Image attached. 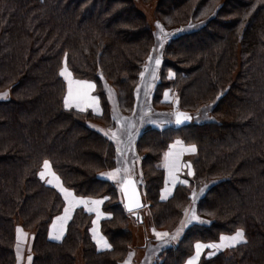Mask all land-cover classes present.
I'll list each match as a JSON object with an SVG mask.
<instances>
[{
  "label": "trees",
  "instance_id": "trees-1",
  "mask_svg": "<svg viewBox=\"0 0 264 264\" xmlns=\"http://www.w3.org/2000/svg\"><path fill=\"white\" fill-rule=\"evenodd\" d=\"M156 1L164 30L196 27L167 43L152 103L169 87L180 111L192 115L208 106L210 118L179 128L148 126L136 140L150 202L146 216L153 229L176 236L153 264H183L196 243L236 231L244 240L228 255L204 254L197 264H264V0ZM153 45L135 0H0V93H8L0 100V264H17V227L31 236L29 264L127 260L134 218L107 177L116 167V146L91 124L107 133L114 126L103 81L120 112H132ZM63 65L73 77L94 82L99 116L65 108ZM174 139L195 146L193 175L161 200L159 163ZM44 161L75 196L103 200L109 217L99 230L108 249L96 247L93 216L83 208L75 209L61 241L48 238L64 201L40 179ZM203 186L195 213L205 223L185 226L192 191Z\"/></svg>",
  "mask_w": 264,
  "mask_h": 264
},
{
  "label": "rangeland",
  "instance_id": "rangeland-1",
  "mask_svg": "<svg viewBox=\"0 0 264 264\" xmlns=\"http://www.w3.org/2000/svg\"><path fill=\"white\" fill-rule=\"evenodd\" d=\"M156 3H157L156 0H150V1L135 0V5L137 9L144 14L145 18L147 19L153 31L154 45L152 47L148 59L145 61L143 65L141 77L136 88V100L132 112L128 115L122 114L120 112V110L117 107L116 96L113 88L108 83L103 81V86L109 102L110 114L114 121V126L111 129H109L108 130L109 133H107L106 131L104 132L102 129H100L97 124L96 125L91 124V126L94 129L101 131L106 136H109L110 139L113 140L116 146V150H117L116 167L115 170L108 172L109 173L108 177L110 181L114 184L115 188L118 191H120L119 190L120 186L126 178H130V177L134 178L141 192L143 203L145 205L144 208L140 210L142 216L141 222L134 219L129 224V228L132 233V239H133L132 251L129 253V257L123 264H153L160 251L165 247L172 245L174 240L176 239L175 235L173 234L169 235V233H167L168 234L167 236H163V235L157 236L156 233H166V232L156 231L155 229H153L149 217L146 216L150 202L146 198L144 192V187H145L144 177L142 175L140 158L137 155V151H136V140L139 134L142 132V130L148 126H151L156 129H163L170 125L174 126L173 112L176 109H180L179 97L176 89H171L169 87L165 88L163 90L161 100L156 105H153L152 97L154 95L155 86L158 84L159 81H161L160 68L163 58V52L165 50L167 43L174 37L182 33L188 32L190 30H193L196 27V25L190 23L176 29H172L168 31L164 30L156 17V13H155ZM157 59H159L160 61L159 64H156ZM62 72L64 73L63 75H61ZM60 76L66 83L65 96L68 99L69 103H70V99H73L75 97L73 96V94L82 92L84 93L82 105H85V93L87 90L82 88V90L78 89V91L76 90V92L73 93L75 91L74 86L77 83V81H83V80L73 77V75L65 65H63L62 68L60 69ZM169 76H171V74H168V78ZM92 83H93L92 84L93 90L89 95L93 99H95L96 102L98 103L99 112L95 114L89 109L78 110V111L81 112L90 111L94 115L99 116L101 114L100 100L95 91V84L94 82ZM6 98H8L7 92L0 93V100H4ZM64 106H65V102H64ZM208 112H209L208 106L201 107L191 115L192 116L191 122L202 123L209 120L210 117ZM192 147L195 146L185 144L181 139H174L168 145L159 163V166L160 168H162L164 174V178H163L164 181L162 188L165 187L166 181H168L166 175L167 173L169 174V168L172 171L171 175L175 176L176 178L175 186L179 183L188 185V179L193 175V161L196 159V149L194 152L189 151V149H191ZM171 149H172L171 151L172 154L177 156L176 157L177 164L172 165V167H170V161H169V152ZM42 172L44 173L43 180L46 181L51 178L50 176H52V178H55L57 181H59L58 180L59 177L57 178L55 174L50 171V168L45 169L43 166L41 173ZM204 189L205 186L201 187L198 190L192 191L191 205L184 213L185 226L192 223H199V222L205 223V221L202 220L200 217H198L195 213V203L197 199L202 195ZM61 193L65 199V204H66L64 210L67 211L70 210L77 201L79 204H82V201H87L88 199L74 195L72 196V193L67 188L64 187L61 188ZM70 197L73 198L69 199ZM168 198L161 200H167ZM88 200L90 201V203L89 202L87 203L89 207L90 206L93 207V208L90 207L91 208L90 211L94 214V215L92 214L94 218V219L92 218V221H94L93 222L94 225L95 222L97 221V218H99V214L96 211V209L98 210L99 209L98 206H100L102 210L103 200L102 199H88ZM105 216H106L105 218L109 217L106 213ZM18 229L20 231H18ZM92 232L93 233L95 232L94 226L92 228ZM237 232L240 231H236L235 233L230 235H222L218 241L213 243L199 242V245H202V247L199 249L200 253H198V257L201 258L204 254L206 256H212L218 252H222L228 255L229 249L235 246L236 244H238L237 241L231 240V237L235 236ZM178 236L179 235L177 234V237ZM222 237L225 239H221ZM30 241H31L30 234L23 231L21 227H17L16 248H15L17 264H29ZM209 245H217V247H208ZM129 260L130 263H127V261L129 262Z\"/></svg>",
  "mask_w": 264,
  "mask_h": 264
},
{
  "label": "crops",
  "instance_id": "crops-1",
  "mask_svg": "<svg viewBox=\"0 0 264 264\" xmlns=\"http://www.w3.org/2000/svg\"><path fill=\"white\" fill-rule=\"evenodd\" d=\"M66 84V83H65ZM93 83L91 81H87V80H83V81H77V83L75 84L74 86V89L75 91L73 93L76 92V90L78 91V89H85L87 90L86 93H85V105H82L83 103V98H84V93H75L73 94V96H75L73 99H70V104H71V107H66L65 108H73V109H77V110H85V109H89L91 110L93 113H98L99 112V107H98V103L96 102L95 99H93L89 94H91V91L93 90ZM65 99H66V96H65ZM65 99H64V102H65ZM76 105V106H75ZM177 144V143H176ZM176 146V145H175ZM177 147V146H176ZM172 151V149L170 150V152ZM169 152V161H170V167H172V165H176L177 164V156L172 154H170ZM45 162V161H44ZM44 162L42 164V167L44 166ZM48 162V161H47ZM49 164V162H48ZM42 167H41V170H42ZM49 168H50V171H52L51 169V166L49 164ZM41 170L39 172V177L40 179L47 185L53 187L60 195L61 197L63 198V201H64V207H63V210H62V213L60 215H58L57 217H55L50 225H49V229H48V238L51 240V241H55V242H58V241H61L62 238L64 237L65 235V232H66V226L73 214V212L75 211L76 208H83L84 210H86L87 212L93 214L90 209L93 208V207H89V205L87 204L88 202L90 203V201L87 199V201H82V204H79L78 201L73 205V207L70 209V210H64L65 209V199L61 193V188L64 187L60 181V179L58 178V176L55 174V176L58 178L59 181H57L55 178H52V176H50L51 178L48 179V180H43V178H41ZM172 171L171 169L169 168V174L167 173L166 175V178L167 180L169 181H166V185L165 187L162 188L161 190V193H160V198L161 199H166L168 197L171 196L172 192H173V188L176 184V178L175 176H172ZM109 176V175H108ZM107 176V177H108ZM109 178V177H108ZM49 181H51V183H49ZM116 182V181H115ZM167 187V188H166ZM65 188V187H64ZM69 190V189H68ZM70 191V190H69ZM72 193V196L74 195L72 191H70ZM75 196V195H74ZM73 197H70L69 199H71ZM99 209L96 211L98 212L99 214V218H97V221L95 222V224L93 225V222L92 221V225H91V229H90V234H91V237L93 239V241L95 242L97 248L99 250H106L109 248V245L108 243L106 242V240L104 239V237L101 235L100 231H99V224H100V221L105 218V213L102 212L101 210V207L98 206ZM94 215V214H93ZM94 219V218H93ZM95 228V232L93 233L92 232V228ZM59 236L60 238L59 239H56L55 237ZM239 243V242H238ZM199 244V243H196L195 244V247H194V252L193 254L188 258L186 259V261L183 263V264H197L200 257H198V253H200V250H197L196 248V245ZM201 256V255H200ZM127 263H130V260L129 262L127 261Z\"/></svg>",
  "mask_w": 264,
  "mask_h": 264
},
{
  "label": "water",
  "instance_id": "water-1",
  "mask_svg": "<svg viewBox=\"0 0 264 264\" xmlns=\"http://www.w3.org/2000/svg\"><path fill=\"white\" fill-rule=\"evenodd\" d=\"M184 116L190 117V119L185 120ZM191 117H192L191 114L188 112L180 111L179 109L174 110L173 112L174 127L179 128L189 125L192 121ZM177 119H179L181 123H177ZM119 190L122 197V206L125 212L130 213L134 219H138V221L141 222L142 218H141L140 210H142L145 205L143 203L141 192L134 178L132 177L126 178L122 182Z\"/></svg>",
  "mask_w": 264,
  "mask_h": 264
},
{
  "label": "snow or ice",
  "instance_id": "snow-or-ice-1",
  "mask_svg": "<svg viewBox=\"0 0 264 264\" xmlns=\"http://www.w3.org/2000/svg\"><path fill=\"white\" fill-rule=\"evenodd\" d=\"M151 59V58H150ZM160 63V61H159V59H157L156 60V64H159ZM65 71H66V69H65ZM64 73L62 72L61 73V75H63ZM65 106L66 107H71V104L69 103V101H68V99L66 98L65 99ZM181 115H183V114H181ZM184 119L185 120H188V119H190V117H187V116H184ZM177 123H181V121L179 120V119H177ZM189 151H195V147H192L191 149H189ZM44 168L45 169H48L49 168V164H48V162L47 161H45L44 162ZM189 174H191V173H189ZM41 177L43 178V176H44V173L42 172L41 174ZM49 183H51V181H49ZM63 190V189H62ZM139 206V205H138ZM18 231H20L19 229H18ZM156 235L157 236H161V235H163V236H167L168 234L167 233H156ZM56 239H59L60 237L59 236H57V237H55ZM221 239H225V238H221ZM231 240H233V241H237V242H242L243 240H244V233L242 232V231H240V232H237L236 234H235V236H233V237H231ZM202 247V245H196V248H197V250H199L200 248ZM208 247H217V245H209ZM29 259H31V258H29Z\"/></svg>",
  "mask_w": 264,
  "mask_h": 264
}]
</instances>
